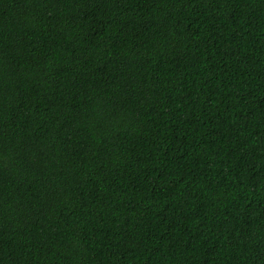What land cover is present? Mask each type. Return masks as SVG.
I'll list each match as a JSON object with an SVG mask.
<instances>
[{"label":"trees","instance_id":"16d2710c","mask_svg":"<svg viewBox=\"0 0 264 264\" xmlns=\"http://www.w3.org/2000/svg\"><path fill=\"white\" fill-rule=\"evenodd\" d=\"M0 264H264V0H0Z\"/></svg>","mask_w":264,"mask_h":264}]
</instances>
